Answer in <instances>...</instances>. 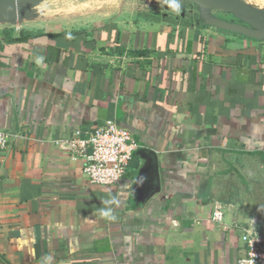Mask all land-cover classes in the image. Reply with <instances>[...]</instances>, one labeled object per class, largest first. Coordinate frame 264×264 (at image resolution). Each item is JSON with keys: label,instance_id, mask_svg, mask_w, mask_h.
<instances>
[{"label": "crops", "instance_id": "obj_1", "mask_svg": "<svg viewBox=\"0 0 264 264\" xmlns=\"http://www.w3.org/2000/svg\"><path fill=\"white\" fill-rule=\"evenodd\" d=\"M136 4L0 22V264H235L242 229L264 240V40ZM106 120L139 148L92 186L69 139Z\"/></svg>", "mask_w": 264, "mask_h": 264}, {"label": "built area", "instance_id": "obj_2", "mask_svg": "<svg viewBox=\"0 0 264 264\" xmlns=\"http://www.w3.org/2000/svg\"><path fill=\"white\" fill-rule=\"evenodd\" d=\"M14 134L0 130V151L8 147ZM72 155L85 162L83 173L92 186L116 185L130 167L139 145L133 132L115 120H106L89 133L75 131L69 139ZM211 219L221 223L223 211H214ZM241 255L235 264H264V240L249 226L239 235Z\"/></svg>", "mask_w": 264, "mask_h": 264}, {"label": "rangeland", "instance_id": "obj_3", "mask_svg": "<svg viewBox=\"0 0 264 264\" xmlns=\"http://www.w3.org/2000/svg\"><path fill=\"white\" fill-rule=\"evenodd\" d=\"M242 1L251 7L264 10V0ZM122 2L123 0H48L32 7H25L24 11L30 15L43 13V16H40L39 18L41 21L51 19V15L54 13L57 15V19L54 20L83 24L90 22L93 19L112 18ZM171 3H173V0H137L135 8L138 14L161 15L165 9L172 8L170 6ZM178 3V11L172 8L174 13H181L180 10L183 8V12H186V10L193 11L195 17L201 20L197 6L191 2L182 0H178ZM210 14L228 22H238L231 16V14L223 11L214 10L211 11ZM27 18L28 17L26 16L25 19L27 20ZM12 24L13 26H19V23L16 22L14 24L11 22V16L9 15L7 26H12Z\"/></svg>", "mask_w": 264, "mask_h": 264}, {"label": "water", "instance_id": "obj_4", "mask_svg": "<svg viewBox=\"0 0 264 264\" xmlns=\"http://www.w3.org/2000/svg\"><path fill=\"white\" fill-rule=\"evenodd\" d=\"M48 0H0V22L16 23L27 15L25 7H32ZM197 6L202 24L248 38L264 40V10L254 8L242 0H182ZM231 14L238 22H228L212 16L211 11ZM183 11V8H182Z\"/></svg>", "mask_w": 264, "mask_h": 264}, {"label": "clouds", "instance_id": "obj_5", "mask_svg": "<svg viewBox=\"0 0 264 264\" xmlns=\"http://www.w3.org/2000/svg\"><path fill=\"white\" fill-rule=\"evenodd\" d=\"M174 10L178 11L179 10V3L178 0H173V3H171L170 5ZM40 62V59L37 60V63ZM101 215L104 217H107L109 219H115V217L111 214L110 210H101ZM51 258L48 257L46 258V260H50Z\"/></svg>", "mask_w": 264, "mask_h": 264}, {"label": "trees", "instance_id": "obj_6", "mask_svg": "<svg viewBox=\"0 0 264 264\" xmlns=\"http://www.w3.org/2000/svg\"><path fill=\"white\" fill-rule=\"evenodd\" d=\"M259 160H260V163L262 164V167L264 168V155H261Z\"/></svg>", "mask_w": 264, "mask_h": 264}]
</instances>
